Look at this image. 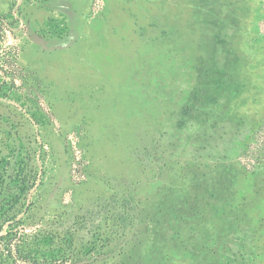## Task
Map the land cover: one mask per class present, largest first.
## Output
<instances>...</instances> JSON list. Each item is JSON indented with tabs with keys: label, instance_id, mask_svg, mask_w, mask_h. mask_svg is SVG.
Segmentation results:
<instances>
[{
	"label": "rangeland",
	"instance_id": "rangeland-1",
	"mask_svg": "<svg viewBox=\"0 0 264 264\" xmlns=\"http://www.w3.org/2000/svg\"><path fill=\"white\" fill-rule=\"evenodd\" d=\"M262 117L264 0H0V199L34 182L18 217L79 251L52 264H264Z\"/></svg>",
	"mask_w": 264,
	"mask_h": 264
},
{
	"label": "trees",
	"instance_id": "trees-1",
	"mask_svg": "<svg viewBox=\"0 0 264 264\" xmlns=\"http://www.w3.org/2000/svg\"><path fill=\"white\" fill-rule=\"evenodd\" d=\"M248 140L247 147L244 148L242 154L254 156L251 159L253 166L250 167L242 163L243 166H241L244 169L242 174L248 182L256 185H252V194L235 192L234 195L243 197L241 199L243 203H239V205L247 213L249 225H252L251 222L254 221L259 223L257 228L254 227L255 230L250 227L254 237V241L249 238L250 246L255 248L253 262L258 254L257 244L263 247L264 237L261 234L264 232V117L260 119L257 127L253 128ZM0 162H6L1 158V151ZM18 180L19 178H16V181ZM20 182L16 193H10L0 199V264H19V262L52 264L58 261L61 263L72 261L79 254L73 236L64 238L52 233L32 231L26 227L25 220L18 217L16 206L20 203L21 195L34 185L30 178H24ZM250 195H254V197H250ZM252 212L254 214H251ZM248 255L250 257V254Z\"/></svg>",
	"mask_w": 264,
	"mask_h": 264
}]
</instances>
